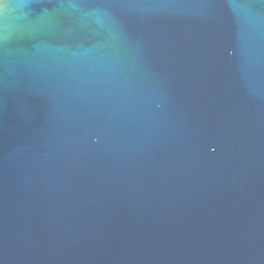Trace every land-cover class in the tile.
Here are the masks:
<instances>
[{
	"label": "water",
	"instance_id": "95a60500",
	"mask_svg": "<svg viewBox=\"0 0 264 264\" xmlns=\"http://www.w3.org/2000/svg\"><path fill=\"white\" fill-rule=\"evenodd\" d=\"M0 264H264V0H0Z\"/></svg>",
	"mask_w": 264,
	"mask_h": 264
}]
</instances>
